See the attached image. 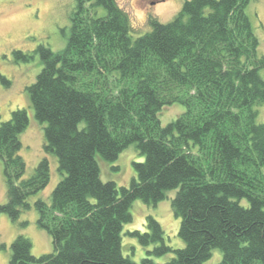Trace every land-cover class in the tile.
<instances>
[{"label": "trees", "instance_id": "1", "mask_svg": "<svg viewBox=\"0 0 264 264\" xmlns=\"http://www.w3.org/2000/svg\"><path fill=\"white\" fill-rule=\"evenodd\" d=\"M250 1L184 0L172 20L150 19V31L132 38L116 0H75L64 48L36 47L41 69L26 87L44 125L43 151L61 174L49 199L33 203L53 251L33 256L19 234L8 264H204L215 250L212 264H264V121H256L264 57L245 12ZM175 103L184 109L162 124L160 112ZM28 123L25 108L0 122V213L12 220L50 179L45 156L24 177ZM131 144L142 160L132 162L128 185L103 181L99 161L115 162ZM170 190L183 246L167 245L149 215L146 231L128 233L152 249L139 261L124 256L133 201L155 205ZM169 253L164 262L151 258Z\"/></svg>", "mask_w": 264, "mask_h": 264}, {"label": "rangeland", "instance_id": "2", "mask_svg": "<svg viewBox=\"0 0 264 264\" xmlns=\"http://www.w3.org/2000/svg\"><path fill=\"white\" fill-rule=\"evenodd\" d=\"M184 0H116L125 10L130 21V34L136 38L151 29L150 19L160 22L172 20L180 10ZM75 7V0H0V74L9 84L0 80V122L9 119L10 113L16 108H25L29 123L20 134L21 149L26 169L24 177L34 171V167L42 157H47L50 167L48 185L36 195L29 198L30 207L23 210L19 217L12 220L5 213H0V264H8L11 256V243L22 234L31 242V254L40 256L53 251L51 237L47 231L37 224L38 213L33 205L34 200H48L50 193L61 178L57 168L56 157L43 151V126L33 114L28 100L26 87L34 82L41 69V62L36 47L40 44L53 51L64 48L69 34L70 15ZM253 31L258 39V55L264 57V0H251L246 7ZM102 13V10H101ZM15 51L32 54L27 60H16ZM264 78V68L260 70ZM184 107L180 104L166 106L160 112L162 124L174 119ZM257 123L264 121V104L258 106ZM141 161L134 144L129 145L115 162L99 161L101 179L114 181L118 186L128 185L135 175L133 161ZM176 190L167 192L166 197L155 205L135 199L130 207L132 220L124 224L122 231L121 250L124 256L139 261L146 256V250L152 245L142 246L137 237L128 232L146 231V218L152 216L163 228L164 241L173 248L182 247L183 242L177 235L179 218L171 209V198ZM6 183L3 174V163L0 159V203L6 202ZM173 254L154 256L157 262L168 260ZM220 259V251L204 264H212Z\"/></svg>", "mask_w": 264, "mask_h": 264}]
</instances>
